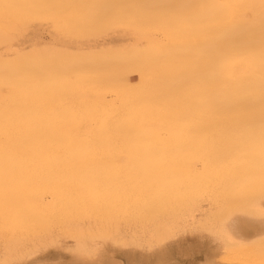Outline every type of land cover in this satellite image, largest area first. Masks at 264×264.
Masks as SVG:
<instances>
[{"label": "bare ground", "instance_id": "obj_1", "mask_svg": "<svg viewBox=\"0 0 264 264\" xmlns=\"http://www.w3.org/2000/svg\"><path fill=\"white\" fill-rule=\"evenodd\" d=\"M42 1L43 0H0V46H3L5 49L4 51L0 49V226H3V229H5V225L8 224L10 230L23 228L30 231L31 229L40 228L42 229L41 232L44 230L49 232L53 230L51 226L54 224H56V226L57 224H64V232H67L65 234L69 235V238L75 241L74 247L75 245L76 247L73 249L78 250L74 252L70 248V250H68V246L65 247L67 244L64 246L60 237L59 242H55L56 244L52 242L55 246L53 249H50L49 244V246H45L43 250L32 257L40 261L41 264H81L82 261L89 260L96 261L98 264H261V261L264 260V216L261 215V211L264 210V202H261L263 197L260 200L258 199L260 202L257 199H249L246 201V198L242 197H240L241 199L238 198L240 199L238 202L236 200L233 201V199L231 200L233 202L229 201L231 198L225 200L227 196H230L228 192L229 194L234 191L236 193L240 185H244L248 188L249 195H252L251 192L254 193V190H257L260 194L264 193V163L261 161L258 149L254 153L248 155L241 149V142L246 133V129L249 126H256L258 128L262 117L259 90L258 88L253 90L247 87L253 69L244 61H240L234 65H220L217 60L211 56V51L217 43L218 37L206 33L196 24L185 19L183 13L182 15L168 16L170 17V22L184 27H189L191 25L193 28L196 26L195 28L198 30V33L195 44L187 42L181 44L178 48H171L172 57L179 56L181 61L185 59V65L181 67L182 70H179L178 74L176 73L177 76L168 73V69V72H166V69H164L166 71H158V69L155 68L158 66V61L162 60L156 53H160L162 50L167 49V45L159 44L160 41L158 39L148 37L147 39L151 43V50L149 52L150 57L153 61L154 57H158L159 60H157V64L151 61L150 57L148 59L152 66L149 62L145 63L146 61L143 62L140 59L143 64L140 65L142 69L138 71L139 83H131L129 77L126 81H124V78L119 79L118 77L115 78L116 80L114 82L111 76H109L111 80L110 78L107 79L108 73L106 76L99 69H95L100 66V61L101 63H105V60L110 62L108 59L114 58L112 57L115 55L114 51H112L114 54L111 53L109 57L106 55L107 58L104 57L105 59L102 58L101 60V56L100 59L98 58L99 56L95 58L93 64L95 68H93L92 62L94 60L92 61V59L94 57H92V55L95 54L93 56H96V52H99L98 49L101 51L103 47L89 45L87 47H82V45H80V47L76 46L79 49L75 50V52L77 51L76 53L82 50L88 52L92 51L91 56L80 57L74 54L75 52L71 54L69 52L70 50L67 49V51L65 48H62V50H66H64L65 53L58 47V51L55 50L56 48H54V50L52 48L53 51L50 48L49 50L51 52H48L49 47L47 48V45H45V49L42 48L43 46L41 47L42 49L39 47L43 52L41 53L40 51L41 54H38L39 50H36L38 48L36 45H34L31 50L27 51V49L21 45L13 44L14 40H12L10 35L12 30L31 21L30 19L33 17H40L41 14L45 12H49L48 15L50 16V14L55 11L52 8L42 7L44 4L40 6L39 3ZM53 1L54 0H51L50 2ZM107 1L108 3L106 4ZM107 1L104 2V7L100 9L96 7V10L93 9L97 16L93 18H96L97 23L102 19H111L112 16H114L113 10L116 6L115 9L119 10L118 12H120L122 16H119L120 18H125L128 15V17H132L133 15L131 13L135 11L134 17L141 15V20L147 22L154 15L150 14L149 10L139 7L140 5L152 3L154 0ZM174 2L192 5L196 2H198L199 5L210 3L258 4L259 0H174ZM3 5H10V7L5 8ZM122 6H126L127 8ZM129 10L133 11L129 13ZM61 11V14L64 13L63 11H66L65 13L69 12V10L64 9ZM83 11L85 12V10ZM191 11L193 12V8L184 10L186 13L185 15H191L190 13L187 14V12ZM115 12L117 11L115 10ZM209 12L210 10L208 9L194 10L195 14L201 15H207ZM154 16H156V18L158 17L159 22L162 20L160 15ZM162 17L165 19L167 16ZM156 18L151 21H156ZM67 23L68 22L64 25L67 26ZM75 23L76 26H74L77 27V29L82 27V25L80 26L79 24L81 23L80 21L79 23L75 21ZM91 23H93V21L88 24L91 26ZM240 23L242 27L245 26L243 21ZM94 24L96 23H93V25ZM74 26L72 25L71 31L73 33H79V29L77 30L75 28L74 31ZM258 29L259 21L257 14V32ZM119 47L118 49L123 50L126 46ZM136 48L139 49V47ZM43 49L48 52V55ZM120 50H116L118 51L116 53L119 54V56L116 54V60L118 57L122 58V56L126 58L125 52H127V54L129 53L127 49L122 52H119ZM133 50L131 49L130 51L133 52ZM138 51L139 50L135 49L133 55H130L134 56ZM155 51V54L151 53ZM108 52L109 51L105 52V54ZM50 53H53L54 56H51ZM54 53H56L57 56ZM138 54H140V52H138ZM124 57L123 59H125ZM128 58L127 56V59ZM96 61L99 62H97L99 65ZM173 63H175V61H173ZM146 64L149 66H147V70L146 67H144L145 69L143 68V65ZM162 64L165 65L164 63ZM140 66L137 65L136 67L141 68ZM168 66L169 65H167V68L171 69V67ZM177 66L176 68H178ZM185 66H188L186 72L183 70ZM151 67L154 69L152 70ZM163 67L166 68L165 66ZM195 68V73L192 74L190 69ZM172 69V71L175 70L173 67ZM122 76L123 73L121 77ZM226 82L232 83L233 87H221V85ZM7 86L14 88L12 98L15 97L14 99H17L20 103L22 102L19 99L22 96L25 97L27 94H31L30 99L31 102L35 103L34 110L38 122L36 129L38 131L37 134H32L33 129L29 128L25 131L19 129L21 134L13 135V130L8 129V124H10V121H15L17 115L8 107V101L11 98L3 92V89ZM90 92L95 93L94 97L90 95ZM109 92L115 93L116 100L114 102L116 103L107 101L105 94ZM20 114L22 115V113ZM24 118L26 121H23L28 123L29 119L26 117ZM18 122L21 123V120H18ZM159 122L163 125L165 132L171 135H182L191 139L193 137L190 138V136L194 134L193 132L191 133V128H193V130L196 129L194 132L198 130L202 131V133L197 132V136H200H198L199 138H201L200 134H203V132L204 135L202 136L206 138L205 134L208 133L207 130L212 134L211 137H221L220 144L224 149L213 150L211 153L213 155L206 157H202L201 155V157H199L201 160L200 162H202L201 164H204L203 167L205 166L202 174H199V179L200 181L202 180L200 189H202V192L205 194L206 191H210V189L214 191L217 188H215L216 185L226 184L227 194H225L226 197L223 199L225 203L228 201L227 206L230 208L223 204L221 207L224 210H227L226 208L230 209L226 211L228 213L225 215L226 218L230 220L224 218L225 216L223 217L224 220L226 219L228 222L231 221V215H233H229L231 208H233V210L235 209L234 212L239 209L241 210V212L239 211V215L237 214L238 216L235 214L236 212H233L236 218H232V220H234L231 221L232 224H230V229L229 226L227 227L228 223L226 220V223L225 221L221 222L222 225L224 223L226 225H223V229L227 234L225 244L222 245L221 242L220 244L216 243L215 239L207 241L202 237V239L195 237L192 240L186 236L180 240V235H177V227L180 224L177 220L179 219V221H181L183 219L180 220V217L177 220L175 219L178 225L175 220H173V223L172 220L170 223L166 222L155 229L154 232H150L147 236L148 239H144L146 234L142 236L143 234L139 235L137 232L131 233L128 230L121 232L119 226H117L116 230L112 231L110 228L111 224L106 222L111 220L112 217H108L107 214V216L104 217L105 211L109 214L111 212L112 215H116L118 221L121 220V218L118 217L119 214L120 216H124L128 213L133 215L136 213L135 211H137L139 212L137 214L138 218L135 217V219L142 221L143 218L149 219L150 217V219H154L153 215L156 212V214L162 213L164 211L163 209L167 207L172 208L175 205L178 207L182 206L185 197L182 196L183 194L180 190H183L181 189L183 187L179 188V186L177 187L176 185H182L184 182L179 180L178 175L174 176L173 172L171 174L173 175L172 178L174 177V179H178V181L163 182L159 179L161 175L156 171L158 179L161 182L155 175V182H150L154 180V178H151L152 176L150 177L152 180L149 179V181L146 177L148 181L143 179L142 182L138 180L139 177H136L139 182L135 184L136 182L133 183L130 181L134 178L132 174L129 176L126 175L129 170L128 168L133 169L136 167L135 169H137V167L141 168L145 166L146 169L150 171V169L156 165L150 167L148 163L150 160L146 155L142 158H138L134 157L133 154L137 152L143 153L144 151L142 149L147 147L145 145L147 140H149L148 138L158 136L160 133ZM27 127H29V125H27ZM125 137L130 140L123 141V138L127 139ZM153 139L154 137L152 140ZM156 139L158 140V137ZM193 139L192 141H194ZM154 140L151 141V143L153 142V144H155V142H157H154ZM205 140L207 142L201 138L199 143L195 145V150L198 151V154L199 152L209 153L211 151L212 143L215 139L209 141V139L206 138ZM170 141L174 143L173 140H169V142ZM163 142L160 141L159 144ZM151 143L150 145H152ZM169 144H171V142ZM104 147H111L110 149L113 147L115 152V148H119L121 154H127V156H124L125 159H127L126 161L123 160V157L118 155L119 158L121 157L120 162L126 164V167L124 166L119 169L122 181L120 180L119 182V179L117 180L118 182L114 181L115 178L113 177V182L111 181L107 184L95 183V180L93 181L90 177H86L88 168H86L85 165L79 164L78 166L71 167L80 161L78 154H82V157L87 158L86 152L89 150L95 148L108 149ZM140 147H142V149ZM103 149L101 154L104 155L105 153V157H107ZM108 151L107 155L109 153ZM115 152L114 155L118 151ZM223 152H225V155L227 154V158L224 157L222 159L220 154ZM90 154L92 155V153ZM233 154L237 156L245 155V158L255 156L258 159L255 164L258 165L260 172L250 167H247L245 172L239 171L236 161H232L231 165L229 163V159L232 158L231 155ZM95 157H97V155ZM95 157L92 156V158ZM89 158L91 157L89 156ZM98 159L102 160L101 157ZM106 159L107 158L104 160ZM157 159H155L156 162L158 161ZM114 160L116 161L117 159L115 158ZM168 160L169 159H167V161ZM189 160L191 161L190 158ZM250 160L251 159H249L248 162ZM153 162L154 161H152V163ZM136 164L139 166H135ZM167 164H169V162H167ZM157 165L159 166V164ZM95 166H100V163ZM192 166L194 167L193 164ZM186 167L190 169V165L187 164ZM116 168L119 167H115V169ZM194 169L196 168L194 167ZM100 170H102V168ZM102 171L100 172L102 173ZM110 171H112V169ZM133 171L131 170V172ZM91 172L92 171H90V173ZM195 175H197V173ZM103 176L106 177L104 174ZM112 176L113 175L109 177ZM116 176L119 177V174ZM163 176L165 175L163 174ZM127 178L131 179L127 180ZM140 178V180H142V177ZM163 178L165 180V177ZM156 180H158V182H156ZM196 180L198 179H195V181ZM103 182L106 183V181ZM116 182L117 184H115ZM196 183L197 182H195V184ZM110 185L113 187L117 185V187H115L116 189L113 188V191H116L114 194L117 195V199L113 197L115 198L113 204H111L112 202L108 203L107 200L99 195L105 191L104 188V190L99 193L104 186L107 188L112 187ZM184 186L186 185L184 184ZM235 193L231 195H235ZM237 193L236 195L239 197ZM186 194L184 196H190L191 193L188 192V194ZM197 195H200V192ZM236 195L234 198L237 199ZM46 196L50 197V201L45 199ZM189 199L187 202L190 201ZM195 199H192L191 202L193 201L196 203ZM214 202H216V200L213 201V203ZM218 202L220 203V201L217 200L216 202L219 205ZM230 202H236V206L239 209L234 208L235 205L232 206L233 204H229ZM221 207L220 210L218 209L220 211L219 215L217 214L219 218L223 214L221 212L223 211ZM98 211L102 216L99 217ZM95 212H97V214H95ZM193 212H198L200 214H192L191 217L186 218L188 216V212H186V217L184 216L186 221L189 219L186 225L191 228V232L198 229L200 233V231L205 230L203 227L206 226V228L210 227L217 230L218 226L221 225L219 223V218L211 208L206 210L202 207L200 208V212L198 210L191 211V213ZM130 214L128 215L130 216ZM228 215L230 217H227ZM212 216H215L214 219H212ZM132 217L130 219H132ZM156 218H158V215ZM96 220H99V223L96 222ZM98 224L100 225L99 228H97ZM199 228H202V230ZM210 228L209 230H212ZM10 230L9 233L11 232ZM102 230H105L104 236H108L109 238H111V233H116L119 237V242H122L124 246L118 249L115 248V246H113L114 248L107 247L101 242L100 244L103 245H100L98 243L99 241L96 242L99 237L97 238L95 236H98ZM216 230L214 231L215 233L217 232L218 235V231ZM35 235L38 234L35 233ZM213 235L215 237L216 234ZM213 235L211 234V236ZM65 238H67V236ZM190 239L192 242H188ZM221 239L220 237H216V241H222ZM11 242L13 245L4 246V253H0V259L8 257L17 249H27L29 247L26 242H21L20 240L12 239ZM106 245H108V243ZM197 256L201 257L199 262ZM258 260L261 261L258 263Z\"/></svg>", "mask_w": 264, "mask_h": 264}, {"label": "rangeland", "instance_id": "obj_2", "mask_svg": "<svg viewBox=\"0 0 264 264\" xmlns=\"http://www.w3.org/2000/svg\"><path fill=\"white\" fill-rule=\"evenodd\" d=\"M47 1V2H46ZM51 0H43L41 3H39L40 4V6H42L43 4V6L42 7H46V8H52L53 10H55L54 12H52V14H50V16L48 15L49 14V12H45L44 14H41V13H39V14H41V16L40 17H33V18H31L30 20L31 21H29V22H27V23H25V24H23L22 26H19L18 28H16V29H14V30H12L11 31V33H10V35H11V37H12V40H14L13 41V44L14 45H21L22 47H24V48H26L27 49V51H29V50H31L32 49V47L34 46V45H36V47H38L36 50H39V53L38 54H41L43 51L41 50L42 48H44L45 47V45H47V48H48V52L50 51L49 49L51 48V50H52V48H53V50H54V48H56L55 50L56 51H58L57 50V47L59 48V49H61V51H63V53H65L64 52V50L66 49H69L70 51V53L72 54V53H74L75 52V50H79L78 49V47H80V45H82V47L83 46H85V47H87L88 45L89 46H97V47H103L102 49H101V51H100V49H98L99 50V52H96V50H95V52L97 53L96 54V56H93V55H95V54H93L92 55V51L91 52H89V53H91V55H92V57H94L93 59H92V57H91V59H92V65L94 64V62H95V58H97L98 56V58L100 59V56H101V60H102V58H104V57H106V55H107V57H109L110 56V54L111 53H113L114 54V52H115V55L114 56H112V57H114V58H112V59H108L110 62H108L107 60H105V63L104 62H102L101 63V61H100V63L98 62V61H96V63L98 62L99 64H100V66L98 67V68H95V65H93L94 67L93 68H95V69H99L100 71H102L106 76H107V73L109 74L107 77V79H109L110 77L109 76H111V78H112V80L115 82V78H118L119 77V79L120 78H124L125 80L124 81H126V79H128V77H129V80H130V82L131 83H139V70H141L142 69V66H140L141 64H143V62H145V63H148L149 62V64H150V61H149V57H150V50H151V43L148 41V37H151L152 39L153 38H156V39H158L159 41H160V43L159 44H162V45H167V49H164V50H162L160 53L159 52H157L156 53V51L155 52H151L152 54H157L159 57H161V61L158 59V57H154V61L153 60H151V57H150V60L151 61H153V62H155L156 64H157V60H159L158 62V66H154L156 69H158V71H166L167 69L169 70V72H168V70L166 71V72H168V73H172L171 75H173V76H177V74H178V72H179V70H182L181 69V67L183 66V65H185V59H183V61H181V59H179V56H174V57H172V49L171 48H178L181 44H183V43H187V42H191V44L192 43H194L195 44V42H196V40H197V33H198V30L195 28L196 26L195 25H193V26H195V27H193L192 28V26L190 25L189 27L188 26H186V27H184V26H181V25H178V24H174V23H171L170 22V17H166L165 19H163V17L162 16H160V18L162 19V20H160V22H159V20H158V17L156 18V16H152L151 18H150V20L149 21H147V22H145V21H143V20H141V18L140 17H142L141 15H137L136 17H134L135 16V11H131V10H129L128 12L129 13H131L133 16L132 17H128V16H126L125 18H120V17H122L121 16V14H120V12H118L119 10H117V9H115L116 7H114V12H115V10L117 11V12H113V15L114 16H112V18H119L118 20H119V23L116 25V26H114V27H112L110 30H108V31H105V32H103L102 34L101 33H97L96 31H95V26H96V24H97V20H96V18H93V17H97L96 16V13H95V11L93 10V9H95L96 7L97 8H101V7H104V2H106L107 0H73V1H70V0H54L53 2H50ZM61 1V2H60ZM69 1V2H68ZM49 3V4H48ZM108 3V1L106 2V4ZM198 2H196L194 5H199V3L197 4ZM77 4V5H76ZM73 5V6H72ZM103 5V6H102ZM115 5H118V4H115ZM128 5H129V3H128ZM131 5H132V3H131ZM51 6V7H50ZM105 6H107V5H105ZM119 6V5H118ZM120 7H121V5H120ZM122 7H125V8H127L126 6H122ZM131 7V6H130ZM70 8V9H69ZM81 8H82V11H81ZM62 9H64V10H69V12L68 13H65L66 11H63L64 13L63 14H61L62 13ZM90 9V10H89ZM98 9V10H99ZM119 9V8H118ZM129 9V8H128ZM127 9V10H128ZM195 9H197V8H193V12L191 13V12H187V14H191V15H195V13H194V10ZM83 10H85V12L83 11ZM96 10V9H95ZM97 10V11H98ZM96 11V12H97ZM131 11V12H130ZM197 11V10H196ZM71 12V13H70ZM84 12V13H83ZM93 12H94V14H93ZM186 13L184 12V16H186L185 15ZM77 15V16H76ZM116 15V16H115ZM79 16H80V18H79ZM82 16V17H81ZM120 16V17H119ZM187 16H189V15H187ZM134 17V18H133ZM111 18V19H112ZM156 18V21H158V22H156V21H151V20H154ZM58 19V20H57ZM63 20V21H62ZM96 20V21H95ZM75 21H77V23H79V21L81 22V23H79L80 24V26L82 25V27H80V29H79V33H77V32H72L71 30V28H72V25L74 26H76V23H75ZM93 21V23H96V24H94L93 25V23H91L92 25L90 26L88 23H90V22H92ZM65 22V23H64ZM66 22H68L67 24V26L69 27H67V26H65L66 25ZM164 22H166V23H164ZM190 22H192V21H190ZM9 23H10V21H9ZM192 23H194V22H192ZM63 24V25H62ZM65 24V25H64ZM69 24H71V25H69ZM195 24V23H194ZM74 26V31H75V28L77 29V27H75ZM70 29V30H69ZM77 29V30H78ZM76 30V31H77ZM168 32V33H167ZM170 34V35H169ZM106 41V42H105ZM151 42H153V41H151ZM89 43H91V44H89ZM95 43V44H94ZM77 44H79V45H77ZM85 44V45H84ZM138 44V45H137ZM43 46V47H42ZM76 46H78V47H76ZM120 46V47H119ZM123 46H126V47H124L123 48V50H120V49H118V47L119 48H121V47H123ZM1 47V46H0ZM41 49H40V48ZM136 47H139V49L138 48H136ZM169 47V48H168ZM46 48V47H45ZM44 48V49H45ZM62 48H65L64 50H62ZM133 48H134V50H133ZM0 49H2L3 51L5 50L4 49V47L2 46ZM43 49V50H44ZM74 49V50H73ZM127 49V51L129 52L128 54L130 55V54H132L133 55V52L135 51V49L136 50H139L138 52H140V54H138V52L134 55V56H129L128 54H127V52H125L126 53V58L124 57V56H122V58L121 57H118V59L116 60V58H117V56H119V54L118 53H116V52H118V51H116V50H120L119 52H122V51H124V50H126ZM133 50V52L132 51H130V50ZM52 50V51H53ZM65 50V51H66ZM97 50V51H98ZM166 50V51H165ZM40 51H41V53H40ZM45 51V50H44ZM68 51V50H67ZM107 51H109L108 53H106L105 54V52H107ZM112 51H114V52H112ZM141 51H142V54H141ZM164 51V52H163ZM46 53H47V55H48V52L47 51H45ZM45 52H44V54H45ZM51 52V51H50ZM55 52V51H54ZM77 52V51H76ZM76 52L74 53V54H76ZM171 52V53H170ZM62 53V52H61ZM62 53V54H63ZM67 53V52H66ZM98 53H100V54H98ZM125 53H124V55H125ZM55 55H56V53H54ZM59 54V53H58ZM104 54V55H103ZM116 54H117V56H116ZM50 55L51 56H54L53 55V53L51 54L50 53ZM91 55H89V56H91ZM140 55H141V57H140ZM191 55H192V52H191ZM57 56V55H56ZM121 56V55H120ZM127 56L129 57L128 59H127ZM170 56V57H169ZM106 57V58H107ZM123 57L125 58V59H123ZM130 57H132V58H130ZM134 57H135V59H134ZM138 57V58H137ZM172 57V58H171ZM57 58V57H56ZM121 58V59H120ZM50 59V58H49ZM105 59V58H104ZM130 59V60H129ZM143 61H141V60ZM144 59V60H143ZM175 59V60H174ZM98 60V59H97ZM125 60V61H124ZM128 60V61H127ZM136 60V61H135ZM140 60V61H139ZM171 60V61H170ZM194 60V59H193ZM116 61V62H115ZM119 61V62H118ZM168 61H170V62H168ZM173 61H175V63H173ZM164 63L165 65H163L162 63ZM194 62V61H193ZM49 63V62H48ZM97 63V64H98ZM166 63H167V65H169L168 67H171V69H172V67L175 69L174 71H172L170 68H167V65H166ZM170 63V64H169ZM98 64V65H99ZM106 64V65H105ZM173 64H174V66H173ZM178 66H177V65ZM137 65H139L141 68H138V67H136ZM151 66H152V64H150ZM97 66V65H96ZM147 66H148V64H146V65H143V68L144 67H146V70L148 69L147 68ZM163 66H165L166 68H164ZM176 66L178 67V68H176ZM132 67V68H131ZM149 67V66H148ZM162 67V68H161ZM180 67V68H179ZM152 68V67H151ZM161 70H160V69ZM194 68V67H193ZM145 69V68H144ZM150 69V68H149ZM154 68H152V70H153ZM155 69V70H156ZM164 69H166V70H164ZM177 70V71H176ZM183 70H184V72H186L187 70H188V66H185V67H183ZM195 70H196V68L195 69H190V71H191V73L192 74H194L195 73ZM122 73H123V76L121 77V75H122ZM177 73V74H176ZM111 78H110V80H111ZM121 79V80H122ZM7 88V89H6ZM14 88H12V87H10V86H7V87H5L4 89H3V92L4 93H6L5 95H7L8 97H10L11 99L8 101L9 103H8V107L10 108V110H13L15 113H16V115H17V118H18V120H21V123H19L18 122V120H17V118H16V120L14 121H10V124H8V129H11V130H13V135H17V134H21V132H19V129H22L23 131H25V130H28L29 128H31V129H33V132H32V134H37L38 133V131L36 130L37 129V125H38V122H37V117L35 116V110H34V105H35V103L34 102H31V99H30V95L31 94H27L25 97L24 96H22L19 100H21V102L22 103H20V101L18 102V100L17 99H14V98H12V95H13V93H14V90H13ZM6 90V91H5ZM7 92H8V94H7ZM90 95L92 96V97H94V95H95V93H92V92H90ZM105 96H106V98H107V101L108 102H112V103H116V102H114L115 100H116V97H115V93H113V92H109V93H106L105 94ZM33 100V99H32ZM21 110V111H20ZM20 113H22V115L20 114ZM21 116V117H20ZM26 117V118H28L29 119V122L27 123V122H24L23 120H25L26 121V119L24 118V117ZM27 125H29V127H27ZM150 126V125H149ZM159 128H160V133L158 134V136H153L154 137V139H156L157 137H158V140L156 139V140H154V142L155 141H157V142H155V144H153V142L151 143V141H153L152 140V138L153 137H149L148 139L149 140H147V142H146V145L145 146H147V147H144L143 149H142V147H140L144 152L142 153H135V154H133L134 155V157H138V158H142V157H144L145 155L149 158V164H150V167H152L153 165H155V166H153V167H155V168H151L150 169V171L149 170H147L146 169V167L144 166V167H137V169H135V168H128L129 170H128V172L126 173V175H131L132 174V176L134 177V178H127V180H130V181H132L133 183H135V184H137L139 181H143V179L144 180H146V177L148 178V180L150 179V180H152L151 178H154V176L156 175L157 176V179H158V174H160L159 176L161 177H159V179L161 180V181H163V182H175L176 180L178 181V179H174V177L172 178V176L174 175H178L179 176V180L182 182H184V184L186 185V186H184V184H182V185H176L177 187L179 186V188H181V187H183V188H181V189H183V190H180L181 191V193L183 194H181L183 197H185V200H184V202L182 203V206L181 207H178V206H173L172 208H170V207H167L166 209H163L164 211L162 212V213H158V214H154L153 215V217H154V219L152 218V219H150V217H149V219H142V221H140L139 219H135V217H137L138 215V213L139 212H137V211H135L136 213L135 214H133V215H131L130 213H128V214H130V216L128 215V214H126V215H121L120 216V214H119V216L118 217H120L121 218V220H117L116 218V215H112V213L110 212V214L109 213H107L106 211H105V215H104V217L105 216H107L108 215V217H112L111 218V220H108V221H106L108 224L110 223L111 224V226H110V228L112 229V231H114V230H116V228H117V226H119V228H120V230H121V232L122 231H124V230H128L129 232H131V233H133V232H137L139 235H142V236H145V234H146V237H144V239L145 238H147V236H148V234L150 233V232H154L155 231V229H157L158 227H160L161 225H163L164 223H170L171 222V220H172V223H173V220H177L179 217H180V220L181 221H179V219L177 220V222L178 223H180L179 225H178V223L176 222V220H175V222L177 223V225H178V227H177V235L179 236L180 235V240L184 237H186L187 236V238H191L192 240L195 238V237H197V238H200V239H206L207 241H210V240H212V239H215V242L216 243H219L220 244V242H221V244L223 245V244H225L226 242V238L224 237H221L222 235H220L219 233H218V235H217V232L215 233V231L214 230H216V229H214V228H210V227H208V228H206V227H203V229L205 228V230H202V228H199V229H201L202 231H200V233H199V230H198V232H197V230L196 231H193V232H191V228H189V227H187V225H186V222H187V224H188V220L186 221V218H189V217H191L192 216V214H196V215H199L200 213H198V212H193V213H191V211H199L200 212V208H202L203 207V209H206V210H208L209 208H211V209H213V211L215 212V215H219V210H220V207L222 206V204L223 205H226V207H228L227 205H228V201H226V203H225V200H228L229 198H231L229 201H231L232 199H233V201H239L241 198L240 197H242V198H246V201L247 200H249V199H261L262 197H263V199H264V193H261L260 194V192H257V190H254V193L253 192H251L252 193V195L250 194L249 195V193H248V191L249 190H247L248 188L247 187H245L244 185L243 186H241L240 185V187H238L237 189L238 190H236L237 192V194L239 195V197L236 195V193H235V191L234 192H231L230 194H229V192H228V195H230V196H227L226 197V195L225 194H227L226 193V184H224V185H216L215 186V190L214 191H211V189H210V191L208 190V191H206V194L205 193H203L202 192V189H200V186H201V181H200V179H199V177H200V175L199 174H202V172L204 171V169H205V166L203 167V165L204 164H201L202 162H200L201 160H200V158L199 157H201V155H202V157H206V156H209V155H213V154H211L212 152H213V150H218V149H224L223 147H222V145L220 144V138L219 137H211V135L212 134H210V131L209 130H207V134H205L206 135V138H208L209 139V141L210 140H212V139H215V141L213 140V143H212V147H211V151L209 152V153H201V152H199V154H198V151H196L195 150V145L197 144V143H199V141L201 140V138L204 140V141H206L205 139L206 138H204L202 135H204V132H203V134H200L201 135V138H199L198 136H197V132H201L202 133V131H196V132H194V130H196V129H194L193 130V128H191V133L193 132L194 134L192 135V136H190V138L191 137H193V138H191V139H189L188 137H184V136H182V135H171V134H168L167 132H165V129H164V127H163V125L159 122ZM162 128V129H161ZM29 133H31V132H29ZM210 134V135H209ZM177 136V137H176ZM209 136V137H208ZM172 137V138H171ZM175 137V138H174ZM125 138H127V137H125ZM177 138V139H176ZM196 138V139H195ZM188 139H189V141H188ZM192 139L194 140V141H192ZM200 139V140H199ZM127 140H130L129 138H127V139H124L123 138V141H127ZM165 140H166V142H165ZM169 140H173V142L174 143H172V141H170L171 142V144H169L170 142H169ZM187 140V141H186ZM160 141H164L165 142V145H164V142L163 143H161V144H159L160 143ZM191 141V142H190ZM207 142V141H206ZM150 143L152 144V145H150ZM181 143V144H180ZM219 143V144H218ZM159 146H158V145ZM211 144V143H210ZM225 144V143H224ZM223 144V145H224ZM157 145V146H156ZM133 146V145H132ZM219 146V147H218ZM133 147H136V146H133ZM153 147V148H152ZM104 148H108V149H106L109 153H111V154H109L108 153V155H110V156H108L107 155V151L106 150H104L103 148H95V149H91V150H89L88 152H86V155H87V158H84V157H82V154H78V158H79V162L76 164V165H73V166H71V167H74V166H78L79 164L80 165H85L86 166V168H88V173H87V176L86 177H90L91 178V180H95L94 182L95 183H104V184H107V183H110L111 181L113 182V179H114V181H117L118 179V181L120 182V180L122 181V177H121V175H120V168L121 167H126V164H122L121 162H120V158L121 157H123V160L124 161H126L127 159H125V157L124 156H127V154H124V153H122L121 154V152L119 151V148H115V150H116V152L114 151V148L112 147V149H110L109 147H104ZM146 148V149H145ZM174 148V149H173ZM102 149H103V152H106V156L107 157H105V153H104V155H102L101 153V151H102ZM136 149V148H135ZM138 149V148H137ZM97 152H96V151ZM113 152H112V151ZM140 150V149H139ZM146 151V152H145ZM152 151V152H151ZM114 152L116 153L115 155H114ZM149 154H148V153ZM90 153H92V155L90 154ZM93 153H94V155H93ZM152 153V154H151ZM154 153V154H153ZM168 155H167V154ZM201 153V154H200ZM97 155V157L99 158V157H101L102 158V160H99L97 157H95L96 155ZM121 154V155H120ZM197 154H198V156H197ZM91 157V158H89V156ZM99 155V156H98ZM121 156L120 158H119V156ZM156 155V156H155ZM167 155V156H166ZM170 155V156H169ZM192 155H194V156H192ZM195 155H196V157H195ZM221 156H222V159L224 158V157H226L227 158V154L225 155V152H223V153H221L220 154ZM244 155V154H243ZM246 155H248V154H246ZM92 156L93 157H95V158H92ZM111 156H112V159H111ZM114 156H115V158L117 159L116 161L114 160L115 158H114ZM153 156V157H152ZM154 156H155V158H154ZM169 156V157H168ZM250 156V155H249ZM107 158L106 160H104L105 158ZM110 157V158H109ZM157 157H158V159H157ZM164 157H165V159H164ZM184 157H186V158H184ZM233 159H232V158ZM231 159H229V163H230V165H231V162L233 161V162H235L236 161V165H237V169H239V171H241V172H245L246 171V168L247 167H250L251 169H253V170H255V171H257V172H260V170H259V167H258V165H256L255 163L258 161V159L255 157V156H253V157H247V158H245V155L244 156H241V155H239V156H237V155H231ZM189 158L191 159V161L189 160ZM91 159H92V161H91ZM110 159V160H109ZM155 159H157L158 161L157 162H159V163H157L156 161H155ZM160 159V160H159ZM167 159H169L168 161H167ZM196 159V160H195ZM249 159H251L249 162H248V160ZM197 160H199V161H197ZM260 160V159H259ZM87 161V162H86ZM110 161V162H109ZM112 161V162H111ZM115 161V162H114ZM152 161H154L153 163H152ZM172 161V162H171ZM175 161V162H174ZM180 161V162H179ZM197 161V162H196ZM82 162V163H81ZM93 162H94V165H93ZM117 162V163H116ZM167 162H169V164H167ZM193 162V163H192ZM212 162H214V161H212ZM227 162H228V160H227ZM100 163V166H95L96 164L98 165ZM109 163V164H108ZM152 163V164H151ZM160 163H161V165H160ZM175 163V164H174ZM116 164H118V165H116ZM148 164V165H149ZM157 164H159V166L157 165ZM190 165V169H188L187 167H186V165ZM192 164L194 165V167L196 168V169H194V167L192 166ZM32 165V164H31ZM109 165H111V166H109ZM121 165V166H120ZM164 165V166H163ZM177 167H176V166ZM198 165V166H197ZM88 166V167H87ZM101 166H103V167H101ZM112 166H114V167H112ZM135 166H139L138 164H136ZM170 166V167H169ZM110 167V168H109ZM112 167V168H111ZM115 167H119V168H116L115 169ZM130 167H132V166H130ZM163 167H165V168H163ZM198 167V168H197ZM93 168V169H92ZM95 168H99L98 170L97 169H95ZM102 168V170H100ZM107 168V169H106ZM145 168V169H144ZM175 168V169H174ZM202 168V169H201ZM112 169V171H110ZM174 169V170H173ZM178 169V170H177ZM192 169H193V171H192ZM110 171V172H107V171ZM116 170H117V172H116ZM131 170L133 171V170H135V171H133V172H131ZM141 172H140V171ZM168 170V171H167ZM177 170V171H176ZM189 170V171H188ZM90 171H92L91 173H90ZM96 171H98V172H96ZM100 171H102V173L100 172ZM125 171V170H124ZM156 171H157V173H156ZM162 171V172H161ZM161 172V173H160ZM172 172H173V175H171L172 174ZM94 173H96V174H94ZM114 173V174H113ZM116 173V174H115ZM128 173H130V174H128ZM153 173H155V174H153ZM166 173V174H165ZM177 173V174H176ZM183 173V174H182ZM191 173V174H190ZM194 173V174H193ZM197 173V175H195ZM100 174H102V175H100ZM103 174L106 176V177H104L103 176ZM109 176H111V175H113L112 177H109ZM117 174H119V177L121 178H119V177H117L116 175ZM135 174H137V175H135ZM152 174V175H151ZM163 174L165 175V176H163ZM144 175V176H143ZM183 175V176H182ZM99 176V177H98ZM101 176V177H100ZM103 176V177H102ZM117 178H116V177ZM152 176V177H151ZM156 176H155V178H156ZM168 176V177H167ZM187 176V177H186ZM97 177V178H96ZM110 178V180H109V178ZM114 177V178H113ZM138 178V180H137V178ZM140 177H142V180H140L141 178ZM151 177V178H150ZM163 177H165V180H164V178ZM170 177V178H169ZM193 177V178H192ZM106 180H105V179ZM113 178V179H112ZM155 178H154V180H152V181H150V182H155ZM107 179H108V181H107ZM158 179V180H159ZM163 179V180H162ZM171 179V180H170ZM184 179V180H183ZM187 179H188V182H187ZM190 179V180H189ZM195 179H198V180H196L195 181ZM148 180H146V181H148ZM158 180H156V182H158ZM159 180V181H160ZM186 180V181H185ZM192 180H194V181H192ZM103 181H106V183L105 182H103ZM117 181V182H118ZM160 181V182H161ZM117 182L115 183V184H117ZM186 182V183H185ZM191 182V183H190ZM195 182H197L196 184H195ZM200 183V185H199V183ZM115 184H112V185H115ZM189 184V185H188ZM112 185H110V186H112ZM189 186H190V188H189ZM218 186H221V187H218ZM115 187H117V185L116 186H112V187H106V186H104L101 190H100V192L99 193H101L103 190H104V188H105V191H103V193H101V194H99V195H101V197L103 198V199H105V200H107V202L108 203H111V204H113V200H115V198L117 199V195L116 194H114V193H116V191L114 192L113 190V188H115ZM107 188V189H106ZM188 188V189H187ZM112 189V190H111ZM116 189V188H115ZM185 190V191H184ZM234 190V189H233ZM246 190H247V193H248V195H247V193H246ZM193 191H194V193H193ZM232 191V190H231ZM113 192V193H112ZM176 192V191H175ZM188 192L189 193H191L190 194V196L189 195H187L188 194ZM199 192H200V195H201V197H200V195H197V194H199ZM208 192V193H207ZM187 193V194H186ZM211 193V194H210ZM218 193V194H217ZM232 193H235V195H236V197H237V199L236 198H234L235 197V195L233 194V195H231ZM259 193V194H258ZM111 194H113V195H111ZM132 194V193H131ZM187 195V196H184V195ZM194 194V195H193ZM195 194H196V197L197 196H199V197H195ZM246 194V195H245ZM98 195V196H99ZM103 195V196H102ZM110 195V196H109ZM216 195V196H215ZM221 195V196H220ZM244 195V196H243ZM262 195V196H261ZM219 196V197H218ZM233 198H232V197ZM107 197V198H106ZM113 197H115V198H113ZM119 197V196H118ZM188 197V198H187ZM192 197V198H191ZM222 197V198H221ZM224 197H226L225 198V200L223 199ZM49 198V199H48ZM190 198V199H189ZM196 198V199H195ZM214 198V199H213ZM238 198H240V199H238ZM45 199L47 200V201H50V197L49 196H46L45 197ZM187 199V200H186ZM188 199L190 200L189 202H187L188 201ZM194 200L195 199V202L196 203H194L193 201V203L191 202V200ZM213 199V200H212ZM223 199V200H222ZM263 199H261V202H264V200ZM110 200V201H109ZM199 200V201H198ZM216 200V202H217V200H219L220 201V203H221V205H220V203H219V205L216 203V202H214L213 203V201H215ZM258 200V201H259ZM198 201V202H197ZM233 201H231V202H233ZM229 203V204H233L232 206H234V208H237V209H239L237 206H236V202H234V203ZM260 202V201H259ZM190 203H191V205H190ZM217 204V205H216ZM237 205H238V203H237ZM230 206V205H229ZM231 206V207H232ZM107 207H108V205H107ZM187 207V208H186ZM217 207H219V208H217ZM225 207V206H224ZM225 207V208H226ZM189 208V209H188ZM208 208V209H207ZM215 208V209H214ZM228 208H230V207H228ZM228 208H226L228 211L230 210V209H228ZM219 209V210H218ZM223 208L221 207V210H222ZM190 212H189V211ZM216 210V211H215ZM227 210H224L223 209V211H221L223 214V216L221 215V213H220V215H221V217L219 218V216L217 215V217L219 218V223L222 225V221H225L226 219H229V218H226V216L225 215H227V213L228 212H226ZM235 210V209H234ZM234 210H233V208H231V212H229L230 214L229 215H231V214H233V215H231V221H233L236 217H234V216H236L237 214L239 215V213L241 212V210L239 209V210H236L235 212H234ZM240 211V212H239ZM99 212V211H98ZM186 212H188V214L186 213ZM236 214H234V213ZM95 214H97V212H95ZM107 214V215H106ZM184 214V215H183ZM188 215L187 217L185 216V215ZM98 215H99V217L100 216H102V214L99 212L98 213ZM111 215V216H110ZM158 215V218H156V216ZM176 215V216H175ZM227 216V217H230V216ZM237 215V216H238ZM133 216V217H132ZM186 218H185V217ZM225 216V217H224ZM132 217V219H130ZM173 217H174V219H173ZM215 217V216H214ZM214 217L212 216V219H214ZM226 218L225 220H224V218ZM234 217V219L232 220V218ZM257 217V216H256ZM129 218V219H128ZM138 218V217H137ZM170 218H172V219H170ZM218 218H216V219H218ZM259 218V217H258ZM126 219H127V221H126ZM156 219V220H155ZM184 219H185V221H184ZM223 219V220H222ZM130 220V221H129ZM138 220H139V222H138ZM230 220V219H229ZM183 221V222H182ZM227 221V220H226ZM226 221H225V223H226ZM231 221H227V227L229 226V229H230V227H231V225L230 224H232V222ZM96 222H98L99 223V220H96ZM175 222H174V224H175ZM231 222V223H230ZM224 223V222H223ZM225 223L223 224V225H225ZM183 224V225H182ZM185 224V225H184ZM61 227H60V226ZM63 225L64 224H57V226H56V224H54L53 226H55V227H53V226H51V228L53 229V230H50L49 232H47V231H43V232H41L42 231V229H40V228H37V229H31L30 231L28 230V232H27V230L26 229H23V228H20V229H18V230H10L11 232L9 233V231H3V230H5V229H3V226H0L1 228H0V253H4V246H7V245H13V243L11 242L12 241V239L14 240H20L21 242H26L27 244H28V246H35V244L37 243V242H40L41 244H44L46 247L47 246H49V244H50V249H53L55 246L53 245L55 242H59V238L61 239V241H63V245L65 246L66 244V246L65 247H67L68 246V250H72L73 252L74 251H77L78 249H73V248H75L76 247V245H75V247H74V242L75 241H73V239H71V238H69V235H66L65 233H67L66 231L64 232V230H65V228L63 227ZM145 225V226H144ZM99 224H98V226H97V228H99ZM138 226V227H137ZM184 226V227H183ZM186 226V227H185ZM226 226V225H225ZM60 227V228H59ZM5 228V227H4ZM188 228V229H187ZM209 228L210 229H212V230H209ZM226 228V227H225ZM21 229H22V232H21ZM228 229V230H229ZM25 230V231H24ZM152 230V231H151ZM206 230H208V231H206ZM148 231V232H147ZM190 231V232H189ZM217 231V230H216ZM4 232V233H3ZM13 232V233H12ZM31 232V233H30ZM105 230H102V232L101 233H99V235L98 236H95V237H99L97 240H96V242H98L99 244H100V242L101 243H103L105 246H107V247H113V246H115V248H120V247H123L124 246V244H122V242H119V237H118V235L116 234V233H114V234H112L111 233V235H110V237L111 238H109L108 236L107 237H105L104 235H105ZM142 232V233H141ZM195 232V233H194ZM208 232V233H207ZM12 233V234H11ZM15 233H16V235H15ZM17 233H18V235H17ZM25 235H24V234ZM31 235H30V234ZM35 233H37L38 235H35ZM41 233V234H40ZM46 233H47V235H46ZM201 233H202V235H201ZM209 233H211L212 235L213 234H216L215 235V237H214V235L213 236H211V234H209ZM3 234V235H2ZM206 234V235H205ZM15 235V236H14ZM209 237H208V236ZM51 236H52V238H51ZM67 236V238H65ZM104 236V237H103ZM202 237V238H201ZM210 237H212V238H210ZM214 237V238H213ZM216 237L217 238H219L220 237V239L222 240V241H220V240H217L216 241ZM67 239V240H65V239ZM69 238V239H68ZM108 238V239H107ZM42 239V240H41ZM148 239V238H147ZM191 239L188 241V242H192L191 241ZM224 239V240H223ZM101 240V241H100ZM3 241V242H2ZM45 241V242H44ZM114 241V242H113ZM223 241H224V243H223ZM52 242H53V244H52ZM108 243V245H106ZM47 244V245H46ZM56 244V243H55ZM69 244V245H68ZM103 244H100V245H103ZM128 246H131V245H128ZM225 246V245H224ZM52 247V248H51ZM70 248V249H69ZM114 248V247H113ZM121 249V248H120ZM200 256H197V259H199L198 260V262L200 261ZM259 261H261V260H258L257 262L259 263Z\"/></svg>", "mask_w": 264, "mask_h": 264}, {"label": "snow or ice", "instance_id": "obj_3", "mask_svg": "<svg viewBox=\"0 0 264 264\" xmlns=\"http://www.w3.org/2000/svg\"><path fill=\"white\" fill-rule=\"evenodd\" d=\"M7 8L10 5H3ZM149 10L150 14L160 16L182 15L186 9H208L209 14L189 15L185 19L194 22L206 33L218 37L217 43L211 51L220 65H234L240 61L247 62L253 69L247 87L259 90L262 117L259 127L249 126L241 142V149L245 154L254 153L257 149L262 163H264V0L259 3H210L192 5L187 3H176L174 0H154L152 3L140 5ZM257 14L259 21L258 32L256 30ZM241 21L244 27L241 26ZM119 23L118 18L102 19L95 26L97 33L110 30ZM76 55L87 57L91 55L88 51H79ZM223 88L233 87L232 83L226 82ZM264 216V210L261 211ZM10 226L5 225V231ZM217 231L220 235L227 237L223 225H219ZM44 244L37 242L35 246L27 249H17L11 255L0 259V264H41L33 259L39 251L43 250ZM81 264H98L96 261H82ZM264 264V260L261 261Z\"/></svg>", "mask_w": 264, "mask_h": 264}]
</instances>
